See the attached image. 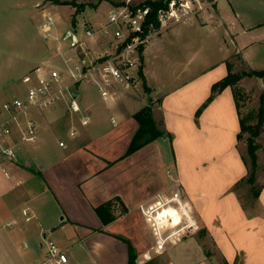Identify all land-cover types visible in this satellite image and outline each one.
Segmentation results:
<instances>
[{"label": "crops", "instance_id": "crops-1", "mask_svg": "<svg viewBox=\"0 0 264 264\" xmlns=\"http://www.w3.org/2000/svg\"><path fill=\"white\" fill-rule=\"evenodd\" d=\"M218 1L216 11L204 13L199 21L209 23L214 17L223 22L237 45L236 53H242L240 60L248 70L264 69V56L258 54V44H262L260 37H264V0H224L220 5ZM189 21L192 23V19ZM161 42L153 41L144 52V76L150 88L145 69L158 48L156 45ZM227 72L226 64L216 78L202 76L196 79V85L184 87H189V93L185 90L180 95L179 91H172L159 97V101L154 99L153 112H162L169 134L133 152H129V148L139 128L134 114L148 105L134 96L136 83L116 100L102 98L92 103V109L84 104L91 121L95 114L93 109H97L100 125L108 121L111 129H103L99 134L88 133L81 141L79 134L75 137L78 141L63 150L39 143L43 133L71 125V117L45 116L41 122L37 119L38 142L18 147L17 159L0 161V227H11L9 240L24 242L27 247L33 243L37 249L33 250L32 263L46 256V237L55 240L67 252L79 245L82 262L87 264L97 261L130 264L129 243L137 254L138 264H221L225 259L231 264H264V179L258 196L253 195L249 205L232 190L233 185L248 174L237 137L241 115L232 87L227 86L217 93L196 116L197 109L210 95L213 83ZM74 123L80 128L78 118ZM172 132L175 137L181 133L188 147L200 145L204 155L208 151L223 152L214 163L209 164L205 159L207 166L226 168L228 165L231 169L225 184L215 189L217 193L203 196L198 207L203 233L213 237L222 261L199 240V243L183 245L185 239H181L170 242L161 251L151 249L156 235L153 226L157 234H162L168 227L181 226L184 219L190 220L188 226L196 224L191 204L179 197L165 202L157 199L150 205L147 216L141 209V205L149 203L169 186L161 177H156V169L160 170L169 157L163 153L162 139L172 140ZM171 148L169 158L175 162L177 155ZM227 150L233 152L228 163L224 159ZM4 168L9 171V177ZM101 205L106 206L104 213L109 220L105 221L97 211ZM24 209H28L31 219H26Z\"/></svg>", "mask_w": 264, "mask_h": 264}, {"label": "rangeland", "instance_id": "rangeland-1", "mask_svg": "<svg viewBox=\"0 0 264 264\" xmlns=\"http://www.w3.org/2000/svg\"><path fill=\"white\" fill-rule=\"evenodd\" d=\"M72 1L83 3L86 6L78 12L76 6L70 3ZM125 1L59 0L57 2L55 0H0V100L20 94L21 89L24 87L22 78L30 71L29 69L53 57L50 52L51 45L45 42L40 31V23L47 12L55 15L61 30L73 27V22L76 21L81 34H84L82 28L84 22L87 21L96 26L103 23L107 19L109 10L114 5L122 4ZM141 1L134 0V2ZM223 1L219 0L218 5ZM216 6L215 4L211 5L206 11L194 15L191 18L192 23L188 20L173 24L154 39V41L161 40L162 42L156 45L158 48H156V52L150 57L145 69L151 88L147 82L144 84L146 79L138 74L137 85L134 88L136 99H142L145 104L154 106V99L159 101V97H164L169 92L179 91L177 94L182 95L183 91H189V87L185 89L184 87L196 85L194 84L196 79H201L202 76L205 77L204 79L219 76V73L225 69L227 61L232 63L234 71L241 72L248 70L243 61L240 60L242 53H236L237 45L234 43L231 35L226 32L223 22L215 20L214 17L210 19L209 23H201L199 21L204 13L215 12ZM260 38L262 44H258L260 46L258 54L264 56V37ZM42 59L44 60L42 61ZM140 66L143 67L144 73V55ZM235 87L238 90L237 95L241 116L247 123H257L261 106V95H264V78L246 75L240 79ZM185 95L187 94L185 93ZM101 100L102 97L92 85H82V105L87 104L92 109V103ZM93 110L95 114L90 124L87 126L79 124V129H81L79 140L88 133L99 134L103 129H111V124L108 121L104 126L100 125L97 120L99 111L97 112V109ZM159 112L156 114L153 112V114L158 123L157 126L166 131L162 136V138H165L169 132L166 130L165 125L160 123L163 120V114L161 111ZM30 114L38 119L39 122L45 116L62 118L70 115L64 105H58L43 112L32 110ZM69 130L70 125H66L59 127L57 130L54 129L43 133L39 144L63 150V147L58 144L59 138H64L68 145L78 141L70 137ZM180 134L175 137V134L172 132V140H170L172 143L162 139L163 153L170 157L172 155V146L177 155L175 162L168 157L162 168L160 170L156 169V177H161L169 186L144 206L145 209H149V206L157 199L165 202L173 196L175 191H178L182 199L187 200L191 204V214L196 224L188 226L191 224L190 220L184 219L181 226L168 227L162 230L164 237L171 236L165 244L164 249L167 247V244L170 245V242H177L181 239H185L182 242L184 243L183 245L185 243H199V240L204 243L206 249L211 254L218 256L219 260L222 261L223 259H221L213 242V237L210 234L203 233V227L198 215V207L203 196L212 195L213 192H216L215 189H218V186L225 184L226 178L229 179L231 169L228 165L226 168L207 166L205 159H208L209 164L214 163L215 159L222 157L223 152L216 150L208 151L204 155L199 149L200 145L193 147L186 146V138ZM248 135L247 132L243 134V138L239 140V147L243 152V157L250 161L247 147ZM257 141L259 143L257 150L259 167L256 174V183H249L247 175L232 187L233 191L236 190L239 193L245 205H249L252 202V190L254 187H259L264 179V124L260 135L257 137ZM24 144L26 143H21V145ZM226 152L228 153H226L227 155H225L224 159H227L226 162L228 163L233 158V152L231 150H227ZM187 187L190 191H187ZM10 231V226L0 227V264H32V260L35 258L33 250L37 248L33 243H29V247H27L26 243L21 241L18 243L11 242L8 237ZM1 238L3 239L1 240ZM188 239L194 240L189 241ZM157 241L158 236L155 235L153 238L154 243H151L150 246L155 245ZM80 244L83 245V243ZM68 254L72 264H87L82 262L79 245L68 250Z\"/></svg>", "mask_w": 264, "mask_h": 264}, {"label": "built area", "instance_id": "built-area-1", "mask_svg": "<svg viewBox=\"0 0 264 264\" xmlns=\"http://www.w3.org/2000/svg\"><path fill=\"white\" fill-rule=\"evenodd\" d=\"M145 1L126 0L114 5L103 23L96 26L84 22V34L76 22L73 27L61 30L55 15L45 14L40 31L51 45L53 57L23 76L20 94L0 100V161L17 159L21 143L38 142L39 122L30 114L32 110L43 112L64 105L73 120L69 135L77 137L80 129L74 120L78 118L82 126L91 122V115L81 102L82 85H92L106 101L116 100L123 91L133 88L144 52L157 36L177 22L190 20L218 0H166L167 5L157 10ZM112 122L116 124L114 117ZM58 144L68 146L64 138H59ZM3 171L10 176L6 168ZM174 197L182 199L178 191L169 199ZM141 209L147 216L149 209L144 205ZM23 213L27 220L32 218L28 209ZM155 234L158 241L151 249L161 251L171 236L157 234L156 228ZM44 242L46 256L32 264H72L67 250L55 240L45 237Z\"/></svg>", "mask_w": 264, "mask_h": 264}, {"label": "trees", "instance_id": "trees-1", "mask_svg": "<svg viewBox=\"0 0 264 264\" xmlns=\"http://www.w3.org/2000/svg\"><path fill=\"white\" fill-rule=\"evenodd\" d=\"M59 1V0H55ZM74 6H76V10L79 12L85 8V4L83 3H76L75 1L70 2ZM145 4H150L153 6L155 10H157L159 7L166 6L167 1L166 0H147L145 1ZM74 19H76L74 17ZM76 22V21H75ZM73 22V23H75ZM227 66H228V72L227 74L213 83L211 87V93L210 95L206 98V100L201 104V106L197 109L196 111V116H199L203 109L215 98L216 94L221 92L224 88L227 86H231L234 92V97L235 101L237 104V108L239 110V115L240 113V104L238 101V90H236V84L240 81V79L243 76L246 75H252L260 78H264V69L261 70H243L241 72L238 71H233L232 70V63L230 61H227ZM139 74L142 78H145L144 73H143V67L140 66L139 69ZM144 84H146V80L144 81ZM134 117L137 119L139 122V128L137 132L135 133L130 148L129 152H133L140 148L142 145L163 136L166 131L164 129H160L157 126V122L154 118L153 114V107L152 105H145L142 107L140 110H138L135 114ZM160 123H163V120L160 121ZM240 124H241V130L238 133L237 137L240 140L243 138L244 133H248L249 135L247 136V145H248V154L250 156V161H248L246 158H244L247 167H248V176L247 180L249 183L255 184L256 183V174H257V169H258V153L257 150L259 148V143L257 141V137L260 135L262 131V126L264 124V95H261V106H260V111H259V119L257 123H247L246 120L241 116L240 118ZM262 188V184L259 187H254L253 195L256 197L258 196L260 190ZM106 206L101 205L97 208V211L99 214L103 217V219L109 220L106 218L104 210ZM129 261L130 264H138L137 263V254L132 246L131 243H129ZM148 264V263H144ZM221 264H231L228 260H224Z\"/></svg>", "mask_w": 264, "mask_h": 264}]
</instances>
